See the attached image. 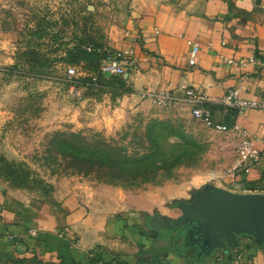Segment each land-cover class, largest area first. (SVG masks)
<instances>
[{"label":"crops","instance_id":"0c3cea01","mask_svg":"<svg viewBox=\"0 0 264 264\" xmlns=\"http://www.w3.org/2000/svg\"><path fill=\"white\" fill-rule=\"evenodd\" d=\"M192 43L197 52L189 65ZM100 44L131 51L138 69L120 76L122 92L95 97V125L115 127L119 118L133 111L145 116L150 108L159 117L171 111L190 116L184 105L163 108L139 97L145 89L178 94L185 85L210 103L233 87L240 98L264 96V0H120ZM221 115L214 111L213 120L237 123L260 154L247 173L225 177L236 161L235 140L207 127L206 163L220 169L210 179L229 191L264 194V110ZM186 188L169 183L114 193L95 189L90 196L82 189L56 190L45 201L0 182V264H264V243L249 237L226 253L215 250L196 260L180 233L148 227L152 215L178 217L165 199L185 200Z\"/></svg>","mask_w":264,"mask_h":264},{"label":"rangeland","instance_id":"374dc122","mask_svg":"<svg viewBox=\"0 0 264 264\" xmlns=\"http://www.w3.org/2000/svg\"><path fill=\"white\" fill-rule=\"evenodd\" d=\"M119 1L0 0V182L6 186L50 201L56 190L90 196L95 189L169 183L190 187V200L194 189L215 185L210 178L220 169L206 163L207 127L190 116L159 117L150 108L145 116L133 111L119 118L115 127L93 123L95 97L118 94L124 84L100 74L94 59L69 55L101 45ZM67 65L74 76L66 75ZM177 200L165 199L174 215Z\"/></svg>","mask_w":264,"mask_h":264},{"label":"water","instance_id":"95a60500","mask_svg":"<svg viewBox=\"0 0 264 264\" xmlns=\"http://www.w3.org/2000/svg\"><path fill=\"white\" fill-rule=\"evenodd\" d=\"M190 197L177 200L178 217L152 215L147 226L161 232L180 230L182 245L197 248L193 253L197 260L209 257L215 250L228 252L241 237L263 245V193L233 192L208 183L194 189Z\"/></svg>","mask_w":264,"mask_h":264},{"label":"built area","instance_id":"2783aa9c","mask_svg":"<svg viewBox=\"0 0 264 264\" xmlns=\"http://www.w3.org/2000/svg\"><path fill=\"white\" fill-rule=\"evenodd\" d=\"M96 51L101 54L97 63V70L100 74L122 76L138 69L136 58L131 51H121L103 45L97 47ZM196 52L197 45L196 43H192L187 58L189 65L194 63ZM65 72L68 76L76 74L75 68L70 65L66 66ZM179 91L176 94L165 89H145L138 94L141 98L149 99L153 105L163 108H169L177 104L184 105L188 107L191 118L200 122L203 126L218 131L230 132L235 140L234 154L236 155V161L233 165L227 167L223 174L225 177L232 179L235 177L237 171L247 173L249 167L259 159L260 153L245 129L235 122L229 125L215 122L211 108L205 105V103L210 102H206L193 88L181 85ZM211 104L220 105L224 108H233L237 111L245 109L264 110V96L259 100L240 98L238 97V88L233 87L228 89L219 101ZM31 234H34V232L31 231Z\"/></svg>","mask_w":264,"mask_h":264},{"label":"trees","instance_id":"16d2710c","mask_svg":"<svg viewBox=\"0 0 264 264\" xmlns=\"http://www.w3.org/2000/svg\"><path fill=\"white\" fill-rule=\"evenodd\" d=\"M99 46H101V45H97L94 49H92L89 52L78 50L76 53H73L72 55H69V56L72 57V59H79L80 57H82V55H86L87 57H89L90 59L91 58L94 59L96 61V63H98V60L100 59L101 54L96 51V48L99 47ZM80 59H82V58H80ZM110 76L112 77V79H111L112 83H114L115 85L118 84V86H123V84H124V79L123 78H121L120 76H114V75H109V77ZM98 84L100 86H102V85H107L108 86L109 85V84L99 83V82H98ZM121 90L122 91L125 90V85H124V87ZM122 91H120V92H122ZM205 105L211 108L212 114L216 110L220 111L221 114H222L221 115L222 119L223 118L225 119L228 116L229 113H233V110H235L233 108H229V107H225L224 108V107H222L220 105L211 104V103H205ZM226 113H227V115H226ZM191 257L197 260V258L194 255H192Z\"/></svg>","mask_w":264,"mask_h":264},{"label":"flooded vegetation","instance_id":"af4514ba","mask_svg":"<svg viewBox=\"0 0 264 264\" xmlns=\"http://www.w3.org/2000/svg\"><path fill=\"white\" fill-rule=\"evenodd\" d=\"M179 231H180V230H178L177 232H174V234H175V233H176V234L179 233ZM196 249H197V248H194V251H193V248H190L192 255H193V253H195Z\"/></svg>","mask_w":264,"mask_h":264}]
</instances>
